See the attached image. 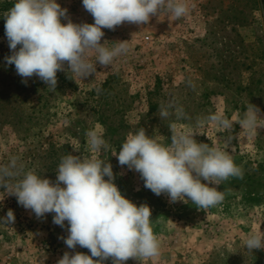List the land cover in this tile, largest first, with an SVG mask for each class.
Listing matches in <instances>:
<instances>
[{
	"label": "rangeland",
	"instance_id": "374dc122",
	"mask_svg": "<svg viewBox=\"0 0 264 264\" xmlns=\"http://www.w3.org/2000/svg\"><path fill=\"white\" fill-rule=\"evenodd\" d=\"M14 2L0 0V8L5 3L6 13ZM56 2L67 9L62 23H94L82 0ZM186 2L189 13L179 20L162 13L147 24L102 29L100 43L111 48L126 42L127 54L111 66L97 64L96 74L82 80L71 76L65 63L55 91L36 76L25 80L7 64L12 53L1 33L0 167L15 157L21 176L34 170L55 182L61 158L68 154L97 155L111 163L122 195L150 207L161 245L157 259L130 258L125 264H264V249L250 252L243 246L249 234L264 233V128L248 136L238 124L249 103L264 117V0ZM90 59L94 62V55ZM168 103L182 107L186 118H161L160 109ZM214 113L234 122L227 150L243 171L242 178L218 186L224 200L216 207L205 211L191 201L173 203L166 194L157 196L138 172L113 156L140 128L170 144L172 123L199 133L194 136L198 143L225 148L229 133L211 124L195 127L197 118ZM97 124L111 148L93 154L85 133ZM9 209L15 220L0 223V264H57L65 252L90 255L86 248L66 246L67 222L62 228L53 223V214L36 217L0 188V218Z\"/></svg>",
	"mask_w": 264,
	"mask_h": 264
},
{
	"label": "clouds",
	"instance_id": "9594fccd",
	"mask_svg": "<svg viewBox=\"0 0 264 264\" xmlns=\"http://www.w3.org/2000/svg\"><path fill=\"white\" fill-rule=\"evenodd\" d=\"M82 4L94 23H62L67 9L56 0H15L4 13L5 35L12 53L5 58L7 64L14 65L25 80L36 76L55 91L57 72L65 70V63L68 73L82 80L96 74L97 64L111 66L117 57L127 54L126 42L111 48L101 44L102 29L115 30L125 22L147 24L151 17L162 13L179 20L189 13L186 0H82ZM93 55L94 62L90 59ZM96 91L99 94L101 89L97 87ZM172 114L177 120L186 118L184 109L175 103L161 107V118ZM209 124L229 133L225 148L198 143L194 136L199 133L179 130L172 123L170 144L160 143L140 128L126 136L113 156L119 165L138 172L145 188L155 195L166 194L173 203L191 201L206 211L224 200L219 185L230 178L243 177L241 167L227 150L234 122L222 113H214L197 118L195 127ZM238 124L241 132L255 136L258 129L264 128V117L258 107L249 103ZM85 136L90 153L111 148L99 124ZM20 171L15 157L0 167V188L14 195L18 204L36 217L53 214V223L62 228L67 222L66 246L72 250L80 246L90 253L65 252L57 264H105L109 259L112 264H125L130 258L142 261L160 256V240L152 228L150 207L137 206L122 195L114 183L111 163L97 155L68 154L61 158L55 182L34 170L22 176ZM14 220V212L9 209L0 223ZM243 246L250 252L264 249V233L249 234Z\"/></svg>",
	"mask_w": 264,
	"mask_h": 264
},
{
	"label": "trees",
	"instance_id": "16d2710c",
	"mask_svg": "<svg viewBox=\"0 0 264 264\" xmlns=\"http://www.w3.org/2000/svg\"><path fill=\"white\" fill-rule=\"evenodd\" d=\"M5 3L1 5L2 7L0 8V34L5 31L4 25H5V19H4V9H5Z\"/></svg>",
	"mask_w": 264,
	"mask_h": 264
}]
</instances>
